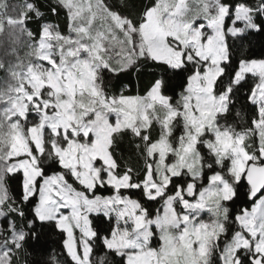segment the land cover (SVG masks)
<instances>
[{
    "label": "snow or ice",
    "instance_id": "obj_1",
    "mask_svg": "<svg viewBox=\"0 0 264 264\" xmlns=\"http://www.w3.org/2000/svg\"><path fill=\"white\" fill-rule=\"evenodd\" d=\"M54 2L68 34L29 28L31 0L6 17L29 51L0 61V264H28L45 230L50 264H264V58L244 55L264 0ZM142 63L161 73L143 93L110 90Z\"/></svg>",
    "mask_w": 264,
    "mask_h": 264
},
{
    "label": "trees",
    "instance_id": "obj_2",
    "mask_svg": "<svg viewBox=\"0 0 264 264\" xmlns=\"http://www.w3.org/2000/svg\"><path fill=\"white\" fill-rule=\"evenodd\" d=\"M5 3H16L13 5H18L22 2V0H1ZM42 13H44L43 17L40 19H33L29 22L28 27L31 28L34 32H38L40 30V26L44 22H50L55 25H59V30L64 33L68 34V21L66 19L64 11L61 9L58 15H53L51 13V8L55 7L54 0H31ZM114 8L119 9L121 12L124 13H138L142 10V6L144 4L149 3V0H127V4L129 7L121 8L120 7V0H107ZM228 3H234L235 0H226ZM249 3H252L253 0H248ZM245 50L244 55L249 56L251 58H264V37L261 36H254L251 37L248 41L244 42ZM27 51L26 47L22 50H19V55L22 56L23 53ZM27 53V52H26ZM241 55V47L239 42L237 43L235 58L238 60ZM5 63L4 60H0ZM6 73L4 70L0 69V81H2L5 77ZM161 75L160 72L156 71L152 68L151 64H141L140 71L136 72L135 69L127 72L122 73L118 78H113L110 81L111 88L110 90L113 93L119 94L122 90L125 94L135 95L138 92L143 93L145 87L153 80L154 77H159ZM177 81H173V87H175ZM127 86V87H125ZM179 91V89H177ZM246 101L244 99L243 93L239 94L237 107L244 106ZM158 129L153 131V135H157ZM118 156L122 155L125 158L132 157L135 159V152H134V145L131 142V137L126 135L122 140L118 141ZM59 171V169H55ZM71 180V178H69ZM74 183V182H73ZM79 187V185H76ZM101 194H108L104 190H101ZM249 206L251 202H248ZM159 206V205H156ZM239 207V205H237ZM25 211L28 212L29 209L25 206ZM105 231H107V221H105ZM62 237L61 234L58 232H48L45 230V233L42 237L41 243L39 246L33 245L29 242L26 245L28 252L31 255L23 257L26 259L28 264H37L38 261L42 262V264H50V255L56 254L63 259L62 255ZM104 249H98V252H103ZM113 259L119 260V257H115L114 254Z\"/></svg>",
    "mask_w": 264,
    "mask_h": 264
},
{
    "label": "rangeland",
    "instance_id": "obj_3",
    "mask_svg": "<svg viewBox=\"0 0 264 264\" xmlns=\"http://www.w3.org/2000/svg\"><path fill=\"white\" fill-rule=\"evenodd\" d=\"M0 2H1V0H0ZM2 2H4V1H2ZM13 4H16V3H13ZM13 4L12 3L8 4L10 7L7 10V12H5L4 9H0V22H5V31L0 33V60H4L6 65L9 64V63L15 62L17 55L20 56V57H25L26 52L29 51V49L26 48L27 51L25 53H23L22 56L19 55V53H18L19 50L23 51V48L25 46L14 44L12 39L8 35V30L9 29H8L7 24H6V17L7 16H15L16 15V11H13V9L11 7ZM13 48H16V53L15 54H13V52H12ZM6 79H7V74L5 75L4 79L2 81H0V87H2L4 85V82H5ZM111 119L114 121L115 118L112 117ZM206 215L207 214H205V218H206Z\"/></svg>",
    "mask_w": 264,
    "mask_h": 264
}]
</instances>
